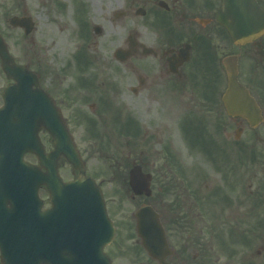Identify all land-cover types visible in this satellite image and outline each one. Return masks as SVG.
I'll return each mask as SVG.
<instances>
[{
    "label": "flooded vegetation",
    "instance_id": "1",
    "mask_svg": "<svg viewBox=\"0 0 264 264\" xmlns=\"http://www.w3.org/2000/svg\"><path fill=\"white\" fill-rule=\"evenodd\" d=\"M256 2L264 11V0ZM222 4L124 0L111 11L107 30L88 31L81 54L57 66L43 58L23 61L3 38L13 61L29 73L31 92L37 88L52 99L77 141L102 140L99 122L88 124L87 112L113 111L114 99L125 100L119 109L124 138L147 144L150 152L158 147L153 192L139 200L141 206L153 198L169 264H253V251L264 247V32L235 43L216 22ZM105 35L112 49L97 40ZM228 67L236 70L247 105L225 99ZM15 84L0 58V106ZM50 206L46 199L44 208ZM105 208L115 227L104 248L110 255L108 248L112 254L124 246L115 241L131 226L116 224L119 212L106 198Z\"/></svg>",
    "mask_w": 264,
    "mask_h": 264
},
{
    "label": "water",
    "instance_id": "2",
    "mask_svg": "<svg viewBox=\"0 0 264 264\" xmlns=\"http://www.w3.org/2000/svg\"><path fill=\"white\" fill-rule=\"evenodd\" d=\"M217 21L235 42L252 39L264 30V13L255 0H224ZM10 24L23 27L25 33L31 29L30 20L24 17H13ZM96 30L99 27H95ZM0 57L7 76L21 83L6 89L4 106L0 109V264H109L102 248L111 240L113 230L104 228L103 199L94 181L85 175L60 113L51 101L49 104L39 102L36 90L33 91L35 97L28 93L30 80L23 68L11 62L1 38ZM228 72L227 94L235 96L240 85L235 75ZM30 96L34 101L29 99ZM241 100L240 103H247L243 96ZM42 129L51 136L53 150L49 153L44 152L37 134ZM25 152L35 154L39 164L25 162ZM61 155L79 171L76 180H60L57 161ZM149 178L134 166L129 172L133 193L149 194ZM42 185L48 189L54 208L58 210L70 208L73 203L88 202L95 210L90 216L94 227L97 223L96 235L90 230L87 239L70 236L63 230L64 219L59 221L57 231L52 230L51 224L49 228L37 194ZM75 222L74 216H67L68 226ZM136 222L141 244L148 254L160 264H167L164 259L169 249L155 212L149 206L140 208Z\"/></svg>",
    "mask_w": 264,
    "mask_h": 264
},
{
    "label": "rangeland",
    "instance_id": "3",
    "mask_svg": "<svg viewBox=\"0 0 264 264\" xmlns=\"http://www.w3.org/2000/svg\"><path fill=\"white\" fill-rule=\"evenodd\" d=\"M123 2L124 0H0V34L4 39H8L15 54L23 61H26L27 57L43 58L57 66L63 61L68 62L70 58H75L80 50H84L87 37L83 36L82 30L85 23L90 32L93 24L100 25L104 31L107 30L110 26L111 11L119 9ZM23 14L30 15L35 23L34 29L28 35H24L22 30L10 27L8 24L11 16ZM116 23L119 24L120 21ZM97 38L106 49L115 47V43L108 44L107 35ZM31 39L34 40L33 45L30 43ZM101 48L102 46L98 45V51ZM119 81L118 87L124 92V78H119ZM114 101L113 111L104 110L94 115L87 112L91 120L99 122L98 126L102 131L100 138L103 141L79 140L76 144L85 163L87 174L101 184L107 202L119 212L115 218L116 224L127 223L129 227L131 226V229L124 231V235H118L115 241L121 243L123 241V247L117 248L112 254L111 248L107 249L112 264H157L143 251L135 235L130 213L140 206V200L138 198L128 202L130 195L127 192L126 177L133 163H141L143 169L154 176L159 163L158 147L156 151L153 147V151L150 152L147 144H142L133 137H123V130L121 132L119 130L121 119H123L122 111L119 109L124 107L125 100L117 97ZM140 102L141 99L136 100L135 104L140 105ZM113 113H118L116 117L118 123L116 118V120L111 118ZM65 114L69 116L71 112H65ZM83 135L78 133L80 138ZM40 136L45 147L50 149L52 146L49 136L46 133H41ZM127 150L131 152L126 153ZM59 173L63 179L73 178L76 175L63 159L60 160ZM40 196L46 198L43 192H40ZM118 202L121 203L118 204ZM150 202L153 204V199H150ZM118 205L120 207H117ZM126 248L129 249L127 252L124 250ZM253 264H264V247L257 255L256 251H253Z\"/></svg>",
    "mask_w": 264,
    "mask_h": 264
}]
</instances>
